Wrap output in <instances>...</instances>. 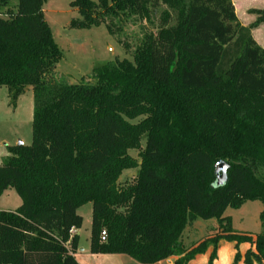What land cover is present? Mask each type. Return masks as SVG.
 I'll return each mask as SVG.
<instances>
[{
    "label": "trees",
    "instance_id": "16d2710c",
    "mask_svg": "<svg viewBox=\"0 0 264 264\" xmlns=\"http://www.w3.org/2000/svg\"><path fill=\"white\" fill-rule=\"evenodd\" d=\"M44 2L0 0V86L14 104L27 86L34 92L32 142L7 145L0 164V196L12 188L22 200L0 210V264H80L74 231L88 202L92 253L189 264L212 247V264L225 240L235 262L264 264V231L236 232L224 215L264 205V47L253 36L264 8L245 25L233 0H72L81 19L71 26L105 24L131 59L71 83L55 77L63 53ZM136 21L146 25L132 46L125 36ZM219 160L229 164L222 185ZM126 168L136 173L121 182ZM198 218H217L219 229L186 247ZM243 242L252 247L241 254Z\"/></svg>",
    "mask_w": 264,
    "mask_h": 264
},
{
    "label": "rangeland",
    "instance_id": "374dc122",
    "mask_svg": "<svg viewBox=\"0 0 264 264\" xmlns=\"http://www.w3.org/2000/svg\"><path fill=\"white\" fill-rule=\"evenodd\" d=\"M71 1L45 0L43 5L45 19L49 23L54 39L63 53L62 59L55 68L56 79L71 83H77L83 79L91 80L95 68L115 59H131V55L117 41L116 37L109 33L105 24L91 28L71 26L73 20L81 19L78 10L71 6ZM17 2L18 0H10V7L15 9ZM234 2L237 5L236 11L241 22L250 24L256 19H249L250 21H248L249 16L253 18L256 14L251 12L254 8H245L254 3L253 1L234 0ZM4 10V7H0V16ZM142 25H146V23L136 21L128 24L125 39L132 46L135 43L134 37L141 33ZM33 112L34 92L32 86L26 87L15 104L12 102L9 88L5 85L0 86V145H15L19 141L23 142L24 145H30L33 138ZM129 154L136 159L140 157L138 150L135 149L129 150ZM135 171L136 169L126 168L121 175L120 181L127 182L131 180L136 173ZM21 202L20 196L14 191L5 194L0 197V210H15ZM263 209L264 205L262 202L258 200L247 201L240 208L228 207L224 215L231 216L232 227L236 232L256 235L264 231L260 220V212ZM78 212L84 217L83 226L79 229V249H86V253H89L92 203L88 202L80 206ZM219 225L217 218H198L186 227L182 235V242L186 247H191L202 239L215 234L219 229ZM249 247H252L250 243H241L239 246L240 253L245 252ZM211 249L208 248L206 252L196 255L190 264H209ZM236 251L233 241H223L212 264H244L242 260L235 262ZM123 255L124 258H122L120 264H140L130 256ZM163 264H166V262Z\"/></svg>",
    "mask_w": 264,
    "mask_h": 264
},
{
    "label": "crops",
    "instance_id": "0c3cea01",
    "mask_svg": "<svg viewBox=\"0 0 264 264\" xmlns=\"http://www.w3.org/2000/svg\"><path fill=\"white\" fill-rule=\"evenodd\" d=\"M251 1H253L255 4L254 3H251L249 6H246L245 8L252 7L254 9H260V8H263L264 7V0H251ZM234 4H235V7H236L237 5H236L235 2H234ZM255 5H260V6H255ZM236 9H237V7H236ZM250 15H254V14H250ZM254 18H256L255 15H254L253 18H252V16H249L248 21L254 20ZM242 23L245 24V25H248V22H245L244 23L242 21ZM253 36H254V39L257 41V43L259 45H261L262 47H264V23L260 24L259 26L255 27L253 29ZM7 145H10V144H6V146L0 145V161H2V162H3L4 158L9 154V152L7 150ZM13 191L16 193V191L14 189L10 188L7 191H5L2 194V196H4L5 194H9V193H11ZM19 206H20V204L17 206V208ZM4 210H11V209H4ZM74 233H78L79 234V230H75ZM223 241H225V240H223ZM223 241H221L220 244ZM220 244H219V246H220ZM210 248H212V247H210ZM244 253L245 252H243L241 254H244ZM75 256L78 259V261L80 262V264H120L121 263L120 261L122 260V258H124L123 257L124 256L123 254L92 253L90 251V249H89V253H86V249H82V248L78 249V251L76 252ZM177 258H178V256H172V257L167 258L165 260L159 261V262H157L155 264H163L165 262H166V264H174V262L176 261ZM241 260L243 261V258ZM191 261L189 262V264L191 263Z\"/></svg>",
    "mask_w": 264,
    "mask_h": 264
},
{
    "label": "water",
    "instance_id": "95a60500",
    "mask_svg": "<svg viewBox=\"0 0 264 264\" xmlns=\"http://www.w3.org/2000/svg\"><path fill=\"white\" fill-rule=\"evenodd\" d=\"M18 144H23L19 141ZM229 169V164L225 160H219L215 165V172L217 176V184L222 185L228 180L227 172Z\"/></svg>",
    "mask_w": 264,
    "mask_h": 264
},
{
    "label": "built area",
    "instance_id": "2783aa9c",
    "mask_svg": "<svg viewBox=\"0 0 264 264\" xmlns=\"http://www.w3.org/2000/svg\"><path fill=\"white\" fill-rule=\"evenodd\" d=\"M102 239H103V240L106 239V232H105V231L102 232Z\"/></svg>",
    "mask_w": 264,
    "mask_h": 264
}]
</instances>
